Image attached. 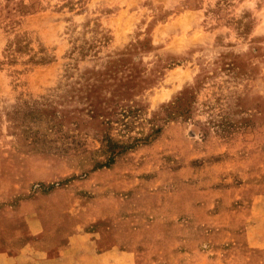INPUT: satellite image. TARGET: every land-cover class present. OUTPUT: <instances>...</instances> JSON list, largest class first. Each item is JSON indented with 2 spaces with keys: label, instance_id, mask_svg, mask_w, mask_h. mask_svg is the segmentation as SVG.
<instances>
[{
  "label": "rangeland",
  "instance_id": "374dc122",
  "mask_svg": "<svg viewBox=\"0 0 264 264\" xmlns=\"http://www.w3.org/2000/svg\"><path fill=\"white\" fill-rule=\"evenodd\" d=\"M104 192L75 261L24 244ZM33 257L264 264V0H0V264Z\"/></svg>",
  "mask_w": 264,
  "mask_h": 264
},
{
  "label": "crops",
  "instance_id": "0c3cea01",
  "mask_svg": "<svg viewBox=\"0 0 264 264\" xmlns=\"http://www.w3.org/2000/svg\"><path fill=\"white\" fill-rule=\"evenodd\" d=\"M95 172L90 173V175H94ZM61 191H65L64 188H60ZM67 190V187H66ZM56 191L54 190L52 193L56 194ZM95 198H99L100 200H103V205H101L98 209L92 208L89 211V216L87 218L85 217L84 221H81L79 223V227L75 228L73 227L70 230V232H66V230L63 232L64 229L61 228H54L55 226L51 227L50 231L44 226L41 225L40 222V215L37 210L33 211H28L26 212L23 216V219L25 221V227H24V233L26 238H24V244H43V243H52V242H63V244H67V247L63 248V253L61 255L65 256L64 258L67 260L66 262H72L76 260L77 255L70 254V251H73L77 249L80 251L81 246L79 244H88V243H94L96 240L93 239L94 233L89 230H85V226L88 225V223H92L97 221L98 219H105L107 218L111 212L109 211L108 208V199H109V194L107 192L100 193L99 195H96L93 198H89V200H93ZM84 216H82L81 219H83ZM62 230V231H61ZM56 231V232H55ZM66 232V233H65ZM52 237V238H51ZM61 237V238H59ZM79 246V247H78ZM36 247V246H35ZM27 249V247H26ZM42 247H36L35 253L38 255L43 251ZM21 255L23 257H14L15 261L17 259H24L23 261H28L27 256H25V250L21 249ZM83 256V255H82ZM37 257H33L31 259V264H36L39 263V258L36 259Z\"/></svg>",
  "mask_w": 264,
  "mask_h": 264
},
{
  "label": "trees",
  "instance_id": "16d2710c",
  "mask_svg": "<svg viewBox=\"0 0 264 264\" xmlns=\"http://www.w3.org/2000/svg\"><path fill=\"white\" fill-rule=\"evenodd\" d=\"M111 140H109V138L106 140L107 143H110ZM106 145V144H105ZM110 160V158H109ZM110 161H107L106 163L102 164L101 166H106L107 164H109Z\"/></svg>",
  "mask_w": 264,
  "mask_h": 264
}]
</instances>
